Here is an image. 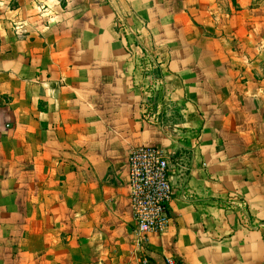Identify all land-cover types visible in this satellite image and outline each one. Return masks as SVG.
Wrapping results in <instances>:
<instances>
[{"label":"crops","instance_id":"0c3cea01","mask_svg":"<svg viewBox=\"0 0 264 264\" xmlns=\"http://www.w3.org/2000/svg\"><path fill=\"white\" fill-rule=\"evenodd\" d=\"M147 146L173 199L139 249ZM144 257L264 264V0H0V264Z\"/></svg>","mask_w":264,"mask_h":264},{"label":"built area","instance_id":"2783aa9c","mask_svg":"<svg viewBox=\"0 0 264 264\" xmlns=\"http://www.w3.org/2000/svg\"><path fill=\"white\" fill-rule=\"evenodd\" d=\"M133 46L138 50L141 71L160 64L144 42ZM174 159L175 155L157 146L136 148L129 154L130 202L136 222L135 241L139 249L145 248L150 234L164 231L171 222L169 208L173 187L170 166ZM142 264H150L147 257L142 259ZM167 264L177 262L171 259Z\"/></svg>","mask_w":264,"mask_h":264}]
</instances>
